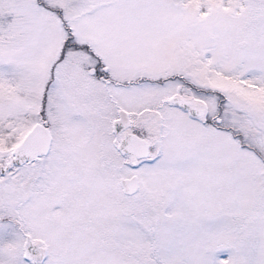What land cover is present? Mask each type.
<instances>
[{
	"label": "rangeland",
	"instance_id": "1",
	"mask_svg": "<svg viewBox=\"0 0 264 264\" xmlns=\"http://www.w3.org/2000/svg\"><path fill=\"white\" fill-rule=\"evenodd\" d=\"M173 96L203 114L170 106L161 135ZM131 121L155 143L138 166L116 148ZM38 123L43 264H264V0H0V134ZM5 247L0 264H36Z\"/></svg>",
	"mask_w": 264,
	"mask_h": 264
},
{
	"label": "flooded vegetation",
	"instance_id": "2",
	"mask_svg": "<svg viewBox=\"0 0 264 264\" xmlns=\"http://www.w3.org/2000/svg\"><path fill=\"white\" fill-rule=\"evenodd\" d=\"M96 71L97 70L94 69L93 73H95ZM99 78L101 81L105 83V85H108V83L113 82L110 78L106 77L105 72L102 73ZM116 83L118 82L116 81ZM176 97L177 96H173L172 101H170V97L165 98L163 99V101H161V104L159 105L160 107H155L156 110L159 112L158 116L161 125L160 126L161 135L163 129L167 125L168 119H170L171 117V115H169L167 110L168 108H170V106L182 109L188 112L191 116H194L195 118H199V116L203 114L202 109L198 108L190 98L180 97L183 98V100L185 101L191 102V105L188 108H183L174 103V99ZM226 102H227L226 98H221L219 101L220 103L219 108H221V106L223 107V105H225ZM199 109H200V114H195L194 111L198 110L197 112H199ZM214 117L215 116L213 115L212 119ZM217 121L219 122L220 119H217ZM45 124L47 125V123ZM118 124H121L122 127L121 132H123L124 135H126V133H132L146 139L150 144V150H151L150 153L152 152L153 145L155 143L152 135L148 133V130L144 129L143 127H141L143 128L141 131L136 129L137 125H133L132 121L127 123L115 122L114 126L116 125L118 126ZM9 129L10 128H7V131ZM7 133L8 135H3V136L0 134V259H6L10 257L6 251L5 245L10 246V245L23 244L22 258L25 261H28L29 263L31 262L36 264L38 263L43 264L42 261L43 260L47 261L50 257V250L47 246H44L43 241H41L42 239L34 237L32 231L27 229L26 207H27L28 199L29 200L31 199V195L44 191V188L42 187V180L47 181L49 184H52L53 182V178L45 174L48 173L46 171L47 169H45L46 168L45 165H47L46 158L50 155V151L53 148L52 145L55 137L54 134L52 133L53 141H52L51 149L47 154L40 155L38 156V158L34 160L17 162L16 151L21 146L24 139L26 138L27 132L25 129H23V131L18 133V135H16L15 131H9ZM114 136L116 138L119 137L118 131L115 132ZM122 139L123 138H121L120 140ZM119 143L117 144L116 147L117 151L119 149L121 153H123L125 156H128L127 153H125L119 148ZM130 160L132 161L131 166H138L140 164V161H144L146 160V158H141L136 160H132L130 158ZM38 164H40L39 165L40 170L35 168L36 165ZM37 171H39L40 173L38 174ZM48 177L50 178V180H48L49 179ZM52 177L54 176L52 175ZM12 181H16L19 183L18 184L19 195H17L16 198H14L13 200L10 199L9 197L4 200L5 192L7 191L6 193H8ZM140 189H141V181H140ZM140 189L134 194H137L140 191ZM40 245L42 248H40Z\"/></svg>",
	"mask_w": 264,
	"mask_h": 264
},
{
	"label": "water",
	"instance_id": "3",
	"mask_svg": "<svg viewBox=\"0 0 264 264\" xmlns=\"http://www.w3.org/2000/svg\"><path fill=\"white\" fill-rule=\"evenodd\" d=\"M174 103L183 107L188 108L191 102L185 101L180 97L174 99ZM195 110V114H200V111ZM118 129H121V124L116 125ZM52 145V133L50 128L45 123H38L26 136L24 142L16 151L17 162H25L28 160H34L38 156L47 154ZM119 148L124 152L130 154L133 160L137 158L147 157L150 153L149 142L136 135L126 134L121 140ZM123 189L127 194H134L140 188V180L137 175L130 178H123L121 180Z\"/></svg>",
	"mask_w": 264,
	"mask_h": 264
},
{
	"label": "trees",
	"instance_id": "4",
	"mask_svg": "<svg viewBox=\"0 0 264 264\" xmlns=\"http://www.w3.org/2000/svg\"><path fill=\"white\" fill-rule=\"evenodd\" d=\"M233 135H234L235 138H236V137L239 138V139H240V138H243L241 135H240V136H235L234 133H233ZM243 140H245V139L243 138ZM261 148L264 149L263 147H261ZM261 153L264 154V150H261Z\"/></svg>",
	"mask_w": 264,
	"mask_h": 264
}]
</instances>
